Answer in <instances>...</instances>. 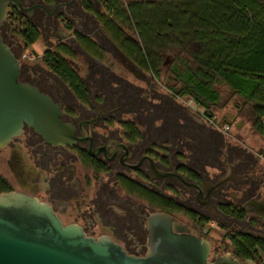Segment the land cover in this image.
Here are the masks:
<instances>
[{
    "label": "flooded vegetation",
    "instance_id": "obj_1",
    "mask_svg": "<svg viewBox=\"0 0 264 264\" xmlns=\"http://www.w3.org/2000/svg\"><path fill=\"white\" fill-rule=\"evenodd\" d=\"M16 1L7 6L0 35L18 61V80L37 87L60 106V119L74 127L77 140L71 146L54 145L24 125L0 147L4 192L35 197L47 203L63 225L76 224L90 237H109L133 256L147 252L146 219L154 212L169 215L180 232L207 240L209 260L226 248L222 240L215 246L207 239L213 224L225 234L264 236V212L259 213L256 205L264 203L260 168L264 161L260 163L240 139L227 141L208 113L220 101L222 83L212 84L217 100L204 98V107L200 106L204 121L178 108L172 97L165 101L154 94L151 99L167 107L158 126L142 131L136 122L123 118L154 106L148 92L132 81L146 86L155 77L139 64L147 57V41L137 38L130 23L131 8L139 1L123 5L114 0L121 12H127L128 22L117 21V9L109 8L107 0ZM197 1L190 0L192 15L197 14ZM227 1L248 20H264V0ZM166 24L173 25L169 19ZM187 28L197 30L196 25ZM226 37L241 38L229 32ZM39 42L43 50L38 54L33 46ZM27 49L32 50L31 57L23 54ZM105 55L118 61L124 76ZM50 58L61 60L70 73L59 75L49 66ZM151 167L198 185L201 203L198 191L186 190L173 177L153 178Z\"/></svg>",
    "mask_w": 264,
    "mask_h": 264
},
{
    "label": "water",
    "instance_id": "obj_2",
    "mask_svg": "<svg viewBox=\"0 0 264 264\" xmlns=\"http://www.w3.org/2000/svg\"><path fill=\"white\" fill-rule=\"evenodd\" d=\"M14 3L18 2L0 0V27L7 6ZM18 76V61L0 35V147L19 135L24 125L54 145H73L77 140L74 127L60 119V106L37 87L20 82ZM151 176L177 179L186 190L198 191L201 203L198 185L182 176L163 174L153 167ZM256 205L259 213L264 212V203ZM146 228L147 252L133 256L109 237H90L76 224L63 225L51 207L35 197L0 192V264H257L250 259L239 261L228 252L209 260V242L180 232L162 212L150 214Z\"/></svg>",
    "mask_w": 264,
    "mask_h": 264
},
{
    "label": "trees",
    "instance_id": "obj_3",
    "mask_svg": "<svg viewBox=\"0 0 264 264\" xmlns=\"http://www.w3.org/2000/svg\"><path fill=\"white\" fill-rule=\"evenodd\" d=\"M106 3L109 8L115 5L117 21H129L127 12L120 11L117 1L114 4V0H107ZM197 3L196 15L191 14L194 7L190 0L181 1L177 14L172 12L176 8L164 11L144 1L134 4L133 8L130 6L132 30L140 41H147V57L139 64L156 75L159 52L176 46L178 53L186 54L190 61L174 57L172 72L177 75L179 90L171 88V94L187 96L204 107V98L217 100L212 84L222 83L245 104H250L254 117L252 128L264 138V20L255 23L248 20L227 0H216V3L198 0ZM168 10L173 18L172 27L166 24ZM189 25H196L197 30L193 32L187 28ZM208 29L219 31L211 34ZM228 32L241 38L230 40L226 37ZM132 46L134 51L138 50ZM49 66L59 75L69 72L62 68L61 60L55 58H50ZM132 129L134 135L139 134L135 127ZM4 191L0 188V192ZM225 237L232 247L231 255L239 261L250 259L259 264L264 260V236L232 233Z\"/></svg>",
    "mask_w": 264,
    "mask_h": 264
},
{
    "label": "rangeland",
    "instance_id": "obj_4",
    "mask_svg": "<svg viewBox=\"0 0 264 264\" xmlns=\"http://www.w3.org/2000/svg\"><path fill=\"white\" fill-rule=\"evenodd\" d=\"M123 5H126L127 2L131 0H120ZM133 1H144L151 3L158 8H164V9H179V4L182 0H133ZM176 10H173L172 12H175ZM169 20L172 21L173 18H171V10L168 11ZM177 14V12H176ZM168 35V33H167ZM33 49L36 53H40L43 50L42 43H38L37 45L33 46ZM179 49L176 46L171 47H165V49L162 50V52H159L160 56V64L158 66L159 71L158 74H154V78H150L148 84L145 86L144 83L138 82L134 78H132V81L139 85L140 87H143L145 91L148 92V95L150 96L149 102L153 104L154 106L149 107L148 111L143 112H133L132 115L124 116V119H131L134 123L136 122L138 124V127L144 131L147 127L151 128L152 126H158L160 123V119L163 116V112L166 111L167 107L162 105L161 101H158L157 99L153 98L151 99L152 94L156 97H163L165 101L167 99L171 100V97L174 99V102L176 103V106L178 108H183L184 112L185 110L188 113H191L198 118L202 117V120L204 121V108H200V106H195L193 101L188 99L187 96H180V95H171V88L179 90V83H173V78H177V75L172 72L173 68V60L174 57H177L176 59H183V61H190L189 57L184 53H178ZM153 54L155 52H152ZM26 56L31 57L32 56V50L27 49L23 52ZM105 59L107 63H111L113 65V69L121 74L125 75L122 67L119 65L118 61L114 62L109 55H105ZM80 67H83L86 69V67L82 66V64H79ZM84 69V71H85ZM128 76V75H126ZM149 77V76H147ZM228 101V103H226ZM159 103V104H158ZM226 103V104H225ZM225 104V105H223ZM208 113L212 114L214 119H211L214 124H219V129L224 132V135L226 136L227 141L234 143L237 142L238 139L242 141V145H248L251 149V152L253 156H255L259 162L261 163L262 159H264V138L258 135L252 128V121L254 119L253 114L251 112L250 104L244 102L239 96L232 95L230 92V89H228L226 86L221 87V94H220V101L216 107H213L211 110L208 111ZM135 123V124H136ZM144 124V125H143ZM209 124V123H208ZM229 125L228 129H225V125ZM210 125V124H209ZM257 155H260L257 156ZM260 168L264 170V164H260ZM0 169L1 163H0ZM262 197H264V189L261 191ZM256 228V227H255ZM257 231V229H256ZM225 229H221V227H218L216 224H213V226L210 227L209 234L207 235V239H209L213 244L218 245V243L222 240L224 244L226 245V248L223 250L222 253L228 252L232 254V247L228 241L226 236ZM213 258V255L210 254V259ZM264 264V260H262L261 263Z\"/></svg>",
    "mask_w": 264,
    "mask_h": 264
},
{
    "label": "built area",
    "instance_id": "obj_5",
    "mask_svg": "<svg viewBox=\"0 0 264 264\" xmlns=\"http://www.w3.org/2000/svg\"><path fill=\"white\" fill-rule=\"evenodd\" d=\"M262 122L264 123V120Z\"/></svg>",
    "mask_w": 264,
    "mask_h": 264
}]
</instances>
